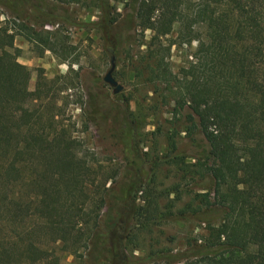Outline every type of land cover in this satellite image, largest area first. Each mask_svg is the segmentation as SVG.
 Segmentation results:
<instances>
[{"label": "trees", "instance_id": "16d2710c", "mask_svg": "<svg viewBox=\"0 0 264 264\" xmlns=\"http://www.w3.org/2000/svg\"><path fill=\"white\" fill-rule=\"evenodd\" d=\"M109 1H90L106 14L101 28L115 33L124 24L120 41H128L135 26L149 30L148 41L139 43L146 47L142 62L149 80L164 82L172 115L184 109L185 132L198 133L207 146L209 163L197 165L211 177V196L198 197L204 206L220 209V220L188 258L167 264H264V0H125L120 19L109 15ZM184 7L187 19L204 26L206 39L197 40L193 59L176 78L155 49ZM189 26H180L179 42L194 38ZM12 28L0 26V264H58L57 243L58 250L82 241L95 245L98 214L83 210L91 184L82 180L84 163L74 156L72 141L56 129L53 113L49 117L57 125L33 117L39 111L26 105L44 84L39 77L27 91L29 74L16 60L13 38H41L22 22ZM46 33L51 39L45 37L42 48L55 52L64 44L57 33ZM109 193L108 187L101 190L97 208ZM122 193L113 199L121 200Z\"/></svg>", "mask_w": 264, "mask_h": 264}, {"label": "rangeland", "instance_id": "374dc122", "mask_svg": "<svg viewBox=\"0 0 264 264\" xmlns=\"http://www.w3.org/2000/svg\"><path fill=\"white\" fill-rule=\"evenodd\" d=\"M90 1L0 0L1 27L11 31L14 21L22 22L41 38L35 43L19 34L13 38L16 60L29 74L27 91H33L39 77L44 84L26 105L39 111L33 117L51 125L56 124L49 117L53 113L56 129L72 141L74 156L84 163L82 180L91 184L83 210L91 217L98 214L95 235L100 238H94L95 245L82 241L58 250L57 243L58 264H167L186 259L221 217L220 209L204 206L198 197L204 192L211 196V177L197 165L209 163L206 143L198 133L191 137L185 132L184 109L172 115L174 102L164 82L149 80L142 62L146 47L139 44L148 41L149 30L135 26L129 30L132 37L120 41L127 33L124 24L115 33L101 28L106 14ZM124 1L110 0L109 15L123 18ZM186 15L189 9L184 7L155 49L156 55H165L166 67L176 78L193 59L197 40L206 39L204 26ZM181 22L194 31L189 42L176 37ZM46 32L64 41L55 52L42 48ZM111 56L112 76L122 86L116 94L102 81ZM106 187L109 196L97 208ZM121 191L125 196L115 201L113 196Z\"/></svg>", "mask_w": 264, "mask_h": 264}, {"label": "water", "instance_id": "95a60500", "mask_svg": "<svg viewBox=\"0 0 264 264\" xmlns=\"http://www.w3.org/2000/svg\"><path fill=\"white\" fill-rule=\"evenodd\" d=\"M114 66H115L114 58L113 56H111L109 58V67L102 76V81L111 88V92L113 94H116L122 90V86L112 76V71L114 69Z\"/></svg>", "mask_w": 264, "mask_h": 264}, {"label": "built area", "instance_id": "2783aa9c", "mask_svg": "<svg viewBox=\"0 0 264 264\" xmlns=\"http://www.w3.org/2000/svg\"><path fill=\"white\" fill-rule=\"evenodd\" d=\"M44 27H45L46 29H50V28H52V25H44Z\"/></svg>", "mask_w": 264, "mask_h": 264}]
</instances>
